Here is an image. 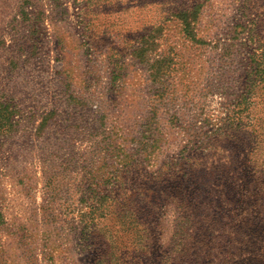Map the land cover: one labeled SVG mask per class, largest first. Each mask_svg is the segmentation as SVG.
<instances>
[{
    "label": "rangeland",
    "instance_id": "1",
    "mask_svg": "<svg viewBox=\"0 0 264 264\" xmlns=\"http://www.w3.org/2000/svg\"><path fill=\"white\" fill-rule=\"evenodd\" d=\"M251 96L264 0H0V264L221 258L220 212L176 182L237 155Z\"/></svg>",
    "mask_w": 264,
    "mask_h": 264
},
{
    "label": "trees",
    "instance_id": "2",
    "mask_svg": "<svg viewBox=\"0 0 264 264\" xmlns=\"http://www.w3.org/2000/svg\"><path fill=\"white\" fill-rule=\"evenodd\" d=\"M260 75V78L263 77ZM246 100L249 111L252 110L255 114L254 110H260L259 123L246 131L247 138L236 143L237 155L232 158L227 156L216 169L206 168V181L201 189L199 186L196 189V185L191 186V189L188 185L185 189L182 179H177L176 182L178 192L186 191V195H189V199L183 200L184 208L195 205L197 200L193 197L203 193L200 204L204 203L206 208L220 212L223 218L221 240L218 242L222 257L216 258L213 253L214 246L205 243L202 245L205 254L200 256L203 264H260L262 261L259 257L260 250L255 249L259 237L254 230L258 229L260 232V228H264V116L261 115L264 111V98L251 96ZM12 118L13 111L7 103L2 102L0 129L9 130L13 125ZM235 232H238V243L225 250L224 246L232 242ZM252 238L256 240L252 241ZM211 256H214L216 261H208Z\"/></svg>",
    "mask_w": 264,
    "mask_h": 264
}]
</instances>
